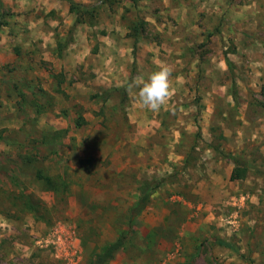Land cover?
<instances>
[{"label": "rangeland", "instance_id": "1", "mask_svg": "<svg viewBox=\"0 0 264 264\" xmlns=\"http://www.w3.org/2000/svg\"><path fill=\"white\" fill-rule=\"evenodd\" d=\"M71 1L0 0V264H264V0Z\"/></svg>", "mask_w": 264, "mask_h": 264}, {"label": "clouds", "instance_id": "2", "mask_svg": "<svg viewBox=\"0 0 264 264\" xmlns=\"http://www.w3.org/2000/svg\"><path fill=\"white\" fill-rule=\"evenodd\" d=\"M171 76L172 69L163 64L158 70L153 71L146 80L140 78L138 83L130 84L129 88L138 87L137 102L152 112H158L173 95Z\"/></svg>", "mask_w": 264, "mask_h": 264}, {"label": "trees", "instance_id": "3", "mask_svg": "<svg viewBox=\"0 0 264 264\" xmlns=\"http://www.w3.org/2000/svg\"><path fill=\"white\" fill-rule=\"evenodd\" d=\"M69 1L71 2V6H74L72 1L71 0ZM244 174L245 172L243 169L235 168L230 175V180L234 181V180L242 179L244 177ZM148 191H154V189H151L149 188L148 185H145L144 191L142 193L143 195L140 199V201H142L143 203L147 202L149 196ZM142 207L143 204L138 202L135 209H133V212L137 214ZM133 222H134V217L131 216L129 219V223L131 224ZM125 242H126V233L124 235L119 236L114 242L105 245L100 251V253L96 254V256L94 257L93 264H105L106 262L112 260L115 254L125 246Z\"/></svg>", "mask_w": 264, "mask_h": 264}]
</instances>
